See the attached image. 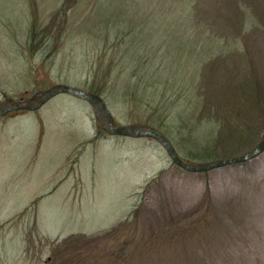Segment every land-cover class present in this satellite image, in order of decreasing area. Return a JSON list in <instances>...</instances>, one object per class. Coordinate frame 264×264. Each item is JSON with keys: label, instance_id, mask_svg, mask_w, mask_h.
Listing matches in <instances>:
<instances>
[{"label": "rangeland", "instance_id": "1", "mask_svg": "<svg viewBox=\"0 0 264 264\" xmlns=\"http://www.w3.org/2000/svg\"><path fill=\"white\" fill-rule=\"evenodd\" d=\"M56 84L187 163L246 153L264 136V0H0V105ZM0 264H264V151L188 171L68 93L0 115Z\"/></svg>", "mask_w": 264, "mask_h": 264}, {"label": "water", "instance_id": "2", "mask_svg": "<svg viewBox=\"0 0 264 264\" xmlns=\"http://www.w3.org/2000/svg\"><path fill=\"white\" fill-rule=\"evenodd\" d=\"M60 93H68L80 98L85 99L91 106L96 120L100 124L101 128L106 132L113 135L128 136V137H140L150 136L155 139L165 149L170 159L179 167L193 172H202L212 168L221 167L223 165L243 162L257 156L264 151V136L256 144V146L250 151L240 154L238 156L216 159L207 162H200L190 164L183 161L176 153L170 141L158 131L151 129L150 127L142 124H125L114 125L113 118L110 111L107 109L103 99L97 94L87 92L81 89L73 88L70 86L56 84L49 87L46 90L40 91L37 94H33L29 98L17 102H9L4 105H0V115H4L10 111L29 110L33 111L40 108L50 98Z\"/></svg>", "mask_w": 264, "mask_h": 264}, {"label": "trees", "instance_id": "3", "mask_svg": "<svg viewBox=\"0 0 264 264\" xmlns=\"http://www.w3.org/2000/svg\"><path fill=\"white\" fill-rule=\"evenodd\" d=\"M94 93V92H93ZM97 94V93H96ZM150 128H152V127H150ZM153 129V128H152ZM98 135H100L99 133H97ZM164 135L167 137V138H169V139H171L170 137H169V135L166 133V132H164ZM209 150L208 149H204L203 150V152L202 153H195V151H191V153H190V156L191 157H193L194 159H203V160H208V159H212V158H215V156L216 155H214V154H211L210 156H209V153H207ZM210 152V151H209ZM206 153V154H205ZM224 155H217L216 156V158L217 159H220V158H224L223 157ZM210 157H212V158H210ZM208 158V159H207Z\"/></svg>", "mask_w": 264, "mask_h": 264}, {"label": "crops", "instance_id": "4", "mask_svg": "<svg viewBox=\"0 0 264 264\" xmlns=\"http://www.w3.org/2000/svg\"><path fill=\"white\" fill-rule=\"evenodd\" d=\"M48 187H58V185H49Z\"/></svg>", "mask_w": 264, "mask_h": 264}]
</instances>
